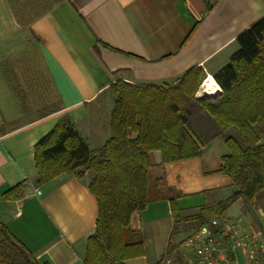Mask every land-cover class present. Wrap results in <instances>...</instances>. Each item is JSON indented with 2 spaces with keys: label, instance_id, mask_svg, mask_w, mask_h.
<instances>
[{
  "label": "crops",
  "instance_id": "crops-1",
  "mask_svg": "<svg viewBox=\"0 0 264 264\" xmlns=\"http://www.w3.org/2000/svg\"><path fill=\"white\" fill-rule=\"evenodd\" d=\"M262 16L264 0H0V220L38 261L83 264L97 217L92 171L36 185L34 144L67 115L91 150L101 147L111 135V83L171 85L201 67L202 84L237 49V35ZM215 83L213 94L195 93L196 100L221 97ZM189 109L191 132L204 141L201 156L158 167L160 152H149L154 174L180 193L182 221L175 230L168 199L133 212L145 253L124 264H158L171 253V236L178 251L197 229L192 222L202 204L235 189L217 171L232 130H222L197 101ZM20 182L19 196H2ZM236 219L264 243V190L249 205L236 200L219 220ZM223 245L217 264H251L242 245L228 238ZM259 259L264 264V254Z\"/></svg>",
  "mask_w": 264,
  "mask_h": 264
},
{
  "label": "trees",
  "instance_id": "trees-1",
  "mask_svg": "<svg viewBox=\"0 0 264 264\" xmlns=\"http://www.w3.org/2000/svg\"><path fill=\"white\" fill-rule=\"evenodd\" d=\"M237 49L213 73L222 89L216 101L195 93L205 77L193 67L171 85L153 86L116 80L109 86L115 96L111 111V135L91 150L70 117H61L55 126L34 144L35 184L41 185L63 172L81 175L92 171L89 189L97 202L94 230L88 235L83 264H124L144 255L143 233L131 226V215L147 203L168 199L175 230L181 223L176 199L164 176L153 172L149 152L158 150L157 164L201 156L204 141L191 132L189 104L197 101L219 127L232 130L225 138L228 152L221 157L218 172L227 175L235 189L226 198L206 201L192 222L207 225L214 233L225 210L236 200L249 205L264 190V16L240 32ZM23 183L8 188L2 196L14 198ZM172 236L168 251H176ZM0 264H50L35 255L0 220Z\"/></svg>",
  "mask_w": 264,
  "mask_h": 264
},
{
  "label": "built area",
  "instance_id": "built-area-1",
  "mask_svg": "<svg viewBox=\"0 0 264 264\" xmlns=\"http://www.w3.org/2000/svg\"><path fill=\"white\" fill-rule=\"evenodd\" d=\"M203 84V83H202ZM202 84L197 95H202ZM40 194V190H35ZM241 220H223L214 218L212 225H220L216 234L207 225L201 226L186 236L178 246V251L166 253L158 264H217L219 256L224 253L223 241L229 239L231 244H239L245 248L246 256L251 264H261L264 254V243L256 240L253 233L244 230Z\"/></svg>",
  "mask_w": 264,
  "mask_h": 264
},
{
  "label": "bare ground",
  "instance_id": "bare-ground-1",
  "mask_svg": "<svg viewBox=\"0 0 264 264\" xmlns=\"http://www.w3.org/2000/svg\"><path fill=\"white\" fill-rule=\"evenodd\" d=\"M217 88V84L215 83L213 77L209 74V76L203 81L201 92L213 94Z\"/></svg>",
  "mask_w": 264,
  "mask_h": 264
},
{
  "label": "rangeland",
  "instance_id": "rangeland-1",
  "mask_svg": "<svg viewBox=\"0 0 264 264\" xmlns=\"http://www.w3.org/2000/svg\"><path fill=\"white\" fill-rule=\"evenodd\" d=\"M182 234L179 235V237L181 236Z\"/></svg>",
  "mask_w": 264,
  "mask_h": 264
}]
</instances>
